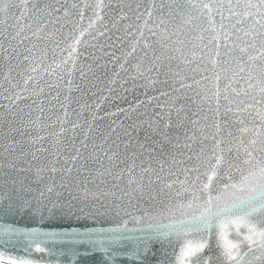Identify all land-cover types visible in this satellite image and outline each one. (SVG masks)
<instances>
[{
  "label": "snow or ice",
  "instance_id": "1",
  "mask_svg": "<svg viewBox=\"0 0 264 264\" xmlns=\"http://www.w3.org/2000/svg\"><path fill=\"white\" fill-rule=\"evenodd\" d=\"M0 17L17 21L0 30V216L98 225L0 223V264L63 243L152 264L154 242L156 264L173 245L174 264H264V0H0ZM118 80L160 87L102 116Z\"/></svg>",
  "mask_w": 264,
  "mask_h": 264
},
{
  "label": "water",
  "instance_id": "2",
  "mask_svg": "<svg viewBox=\"0 0 264 264\" xmlns=\"http://www.w3.org/2000/svg\"><path fill=\"white\" fill-rule=\"evenodd\" d=\"M16 3H19L20 0H15ZM29 2V6H31V4L33 2H36V0H28ZM40 3H45L48 2V0H39ZM16 17L20 16V11L17 10L15 13ZM4 18L0 17V21H3ZM24 23H27V19L25 18L23 20ZM17 23L16 19L14 18H9L7 19V21L5 23H0V30H3V28L8 27L9 31H11V25H15ZM30 35V33H29ZM119 54V53H117ZM23 67H27V64L25 63V65ZM17 71H13L12 75L16 76L17 79H19V76H17ZM121 77H123V73H121ZM0 81H3V71L0 70ZM109 85H107L106 83L103 85V87L107 88ZM7 84L5 83L3 85L2 88H0V115H3L5 113V108L2 107V105H7L9 104V101L4 99V96L7 95L6 92H4V89L7 88ZM114 87L116 88V92L115 93H108L107 91L103 92V93H98V97L100 95H112V96H124L126 97V99H116L115 102L112 101H108L105 102L103 105V110L101 111V115L103 116L105 111H114L117 107H128L129 104H135L136 101L138 99H146L145 97V92L147 91V95H154L155 93L152 91L153 87L159 88L160 85L156 84L155 86L153 85H149L147 84V82L145 80H137L135 82H133L132 80H128L127 83L123 84V87H121V81L118 80L116 85H114ZM124 88L129 89L128 92H124ZM54 94V93H53ZM89 102L91 103V98L89 100ZM32 100H21L17 102V107L18 108H25V105L31 104ZM53 104H55V101H53ZM73 108L77 107L75 104L72 106ZM16 110V109H13ZM25 111L27 112L28 109L25 108ZM141 111H143V108H141ZM39 115V112L33 111V118H35V116ZM47 115H49L51 117L50 120H48V123H51L52 120L56 119L57 115H62V110H54L53 112H47ZM75 117H73L74 119ZM115 119H124L123 116H118V117H112L111 119L109 118H105L102 121H99V123L101 125H107L109 123H111V120H115ZM125 123H128V121H125ZM65 128L69 129L68 132L62 134V139H64L65 141H67V139L71 136V125L70 124H66ZM49 132L52 131H59V125H56L55 128H49L48 129ZM35 134V133H33ZM81 134L78 133V136H80ZM141 138H143V133H141ZM54 139L53 137H49V141H46V146H50V142L51 140ZM100 140L97 139L96 143L99 144ZM89 143H91V141H89ZM0 160H2V158H0ZM98 167V165H97ZM124 182H121V186H123ZM90 187H92L90 185ZM114 191L117 192V194L119 195V191L118 189H113ZM0 223H10L13 224L15 226H19V227H43L45 229H56V230H63V229H71V228H78L83 230L85 227H94V226H98V225H93V223L91 221H77L75 219H70V220H64V221H50V222H45L43 225L39 224V222L36 221H29L26 220L24 218H21L19 216H0ZM107 226V225H105ZM215 237H213L212 239V245L213 248H215ZM49 247H52L51 245H49ZM75 247L80 253L81 255L76 257L77 260V264H92V261L94 260H98L101 258V254L100 253H92L90 255H83V253L85 252V249H88L89 252H91V248L89 245H72L70 243H63V244H57L55 246V250L56 251H64L66 253V255L64 256H60L59 258H57L56 256H48L47 254H42V253H33V257L35 259L38 260H42L44 262H48V264H56L57 259H59L61 261V264H71V261L73 259V257L67 255L68 249L69 248H73ZM176 248V250L178 251V246L173 245L172 247H168L167 251L169 253L168 259L169 261H172V264H174V258L172 257L171 253L173 252V248ZM152 250L154 252H156L158 255L157 257H152V264H156V260L159 256V253L161 251V244L160 243H153L152 244ZM151 255V254H150ZM116 264H129V260L126 257L123 256H117L116 258Z\"/></svg>",
  "mask_w": 264,
  "mask_h": 264
}]
</instances>
